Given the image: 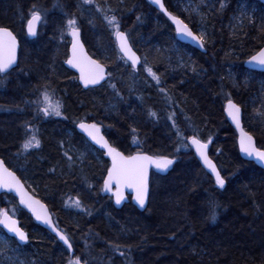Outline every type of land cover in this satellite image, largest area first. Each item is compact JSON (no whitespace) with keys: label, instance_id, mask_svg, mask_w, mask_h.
I'll return each instance as SVG.
<instances>
[{"label":"trees","instance_id":"trees-1","mask_svg":"<svg viewBox=\"0 0 264 264\" xmlns=\"http://www.w3.org/2000/svg\"><path fill=\"white\" fill-rule=\"evenodd\" d=\"M163 1L168 11L182 19L188 17L184 8L200 3ZM104 2L98 0L102 5ZM78 3L0 0V26L13 31L20 45L19 67L0 85V158L47 205L75 248L79 240L90 245L96 242L91 248L96 264H264V175L240 158L235 133L222 112L229 98L242 105L245 130L253 134L258 147L264 148V125L254 113L264 100V73L243 67L245 60L264 45V7L254 0H208L215 10L208 12L203 22L194 14L185 20L195 32L207 33L205 52L200 53L178 43L170 23L146 0H108L117 9L121 30L129 35L137 54L147 56L153 71L161 77L169 100L142 66L134 73L119 59L114 35L100 14L91 13L93 26L88 23L89 14L78 11ZM34 4L46 9L48 16L40 24L38 35L28 40L24 22ZM57 4L63 6V12H75L80 17L81 40L87 53L112 74L104 85L82 90L75 75L64 68L69 37L66 30L63 36L60 34L65 18ZM44 83H49L62 100L63 115L47 117L54 122L47 127L42 121L47 118L34 121L41 147L17 156L24 138L21 125L33 120L36 106L31 102ZM110 84H115V90ZM150 110L157 117H150ZM173 112L183 136L195 133L203 141L211 138L209 156L225 178L223 190L216 188L192 152L186 147L181 150L184 142L168 119ZM80 119L107 128L110 142L125 155L139 150L176 159L167 175H151L144 212L130 204L114 210L110 199H100L108 163L96 151V156L86 154L87 143L73 127ZM132 128H136L135 134ZM133 135L140 142L139 149L132 143ZM61 141L64 148L59 150ZM63 150H69L74 159L82 156V161L76 159L69 168ZM70 197L85 201L93 216L70 213L65 206ZM209 197L221 206L214 222L207 218ZM14 208L15 218L29 233L32 244L29 251H25L28 246L23 250L27 264H66L65 248L37 226L11 196L0 195V209L12 214ZM30 228L37 235H31ZM108 241L131 248L121 249L126 252L121 257L111 250Z\"/></svg>","mask_w":264,"mask_h":264},{"label":"snow or ice","instance_id":"snow-or-ice-1","mask_svg":"<svg viewBox=\"0 0 264 264\" xmlns=\"http://www.w3.org/2000/svg\"><path fill=\"white\" fill-rule=\"evenodd\" d=\"M152 2L159 6L161 12L172 22L175 26V31L178 37L182 40H191L199 48H204L206 43L207 33L205 31L195 32L189 23L185 22L186 19H190L192 15L199 16L201 22L205 19L206 15L210 11L215 10V6L208 3V0H200V3L194 7L189 6L184 8V11L188 13V17L182 19L179 15L173 14L168 11L163 3V0H152ZM60 7L63 12L62 5H55ZM223 4L221 3V8ZM207 9L204 11L203 9ZM77 9L83 15L89 14L88 23L94 25V19L91 13H99L106 27L110 29L111 34L114 35L116 44L118 46L119 59L128 65L131 70L136 73L138 66H142L144 72H146L152 80L155 81V86L158 87L160 93H162L166 99H171L168 96L167 89L162 86V80L153 67L149 64L147 56H140L134 49L130 37L127 33L121 30V21L117 15V9L108 4V0H105L104 4L98 3V0H79ZM65 20L60 23V34L64 35L65 30L67 34L71 36V56L66 61L71 67L77 69L80 73L79 80L85 89L89 86L100 85L101 81H105L106 76L111 77V72L106 71V66L99 60L93 59L84 50V44L81 42V26L80 17L75 12L67 13L63 12ZM48 12L46 9H41L37 5H33L28 18L26 19V31L27 35L36 37L38 35V26L46 21ZM139 19V18H138ZM19 48V42L16 35L8 27L0 26V82L4 77L19 67L17 59V50ZM249 63H254L259 66H264V47H262L257 54L251 56ZM23 71V70H22ZM195 71V68H193ZM115 90V84H110ZM117 95L119 93L117 92ZM34 103L35 115L33 120H26L21 127L24 129V138L22 139L17 153V156L21 154H30V150L39 149L41 147V139L39 138V129L33 126V122L41 118L47 117H61L63 115L64 104L62 100L56 97L55 89L51 87L49 83H44L38 88V95ZM261 109H264V100H261ZM254 108L255 116L259 118L260 123L264 125V110ZM226 111L231 118L236 128L240 131L239 144L240 151L247 157L255 158L256 161L264 164V148L258 147L257 142L248 131H245L241 126V119L243 115L242 105L234 103L231 98L227 100ZM150 117H157V113L149 111ZM175 112L168 116V119L173 121L172 127L175 129V134L178 139L184 142V146L188 144L195 148V153L199 156L203 162L205 168L215 178V184L219 189L225 188V178L221 175L216 165L208 156V145L211 143V138L208 141H202L198 136L193 133L190 136H183L180 128L175 121ZM64 119H67L65 116ZM78 128L87 134V136L98 145L100 149L104 150V154L110 157L111 167L107 168V175L103 181L102 190L109 192L115 198V204L120 205L125 199V190L131 189L134 194L133 198L136 203L141 207H145L146 200L149 196V169L155 168L160 172L167 171L174 163L175 158H170L167 155L161 154H148L144 151H137L134 155H125L124 152L119 151L114 147L101 133V126L96 123H88L85 119H80L77 124ZM136 128H132V133H136ZM132 143L140 148V142L135 135L132 136ZM60 147L64 148V142H60ZM179 147L176 151L179 152ZM63 157L66 158V162L69 168L73 167L76 163V159H81L82 156L74 159L73 155L69 154V150H63ZM55 169H50L54 171ZM0 189H6L8 192H14L19 197V204L31 211L32 215L37 221H41L47 225L56 235L59 241L63 242L66 246V251L69 253L66 259V264H96V258L91 255L92 245L85 243L84 247L88 249V252L81 250V254L77 255L74 252V245L70 235L66 231H61L52 220L51 215L47 210V206L41 203L33 195H30L26 189L25 183L21 180V177L17 175L16 171L7 163L4 158H0ZM66 207H75L77 209H83V203L78 197L76 199L69 198L65 202ZM219 202L214 197H209L206 201L207 218L211 221H215L219 214L220 208ZM90 215V213H88ZM0 226L6 233L3 238H0V255H4L6 250L10 249V241L16 242L17 248L21 244L29 242V235L22 227L19 226L18 220L15 218V208L12 214H9L7 209H0ZM111 250L115 253L118 252L121 257L126 256V252L121 249H129L130 245L120 244L115 241L106 242ZM5 259L10 260V257L5 256ZM3 264V261H0Z\"/></svg>","mask_w":264,"mask_h":264},{"label":"water","instance_id":"water-1","mask_svg":"<svg viewBox=\"0 0 264 264\" xmlns=\"http://www.w3.org/2000/svg\"><path fill=\"white\" fill-rule=\"evenodd\" d=\"M146 1H147V3L150 5V7H152L155 11L161 13V14H162V15H163V16H164V17L170 22V24L172 25V28H173V30H174L175 38H176V40H177L179 43H181V44H183V45H186V46H188V47H190V48H192V49H194V50H197V51H199L200 53H204V52H205V48H199V47L196 46V45H195L190 39H189V40H182V39H180V38L178 37L176 31H175V26H174V25L172 24V22L167 18V16H165L164 13L160 11L159 6L156 5V4H154V3L152 2V0H146ZM254 1L260 3V4L264 7V0H254ZM163 3H164V1H163ZM38 29H39V26H38ZM25 33H26V36H27V38H28L29 40H32V39L35 38V37H31V36H28V35H27L26 27H25ZM69 38H70V43H69V46H68V58H67V60H68V59L70 58V56H71V41H72V38H71V36H69ZM114 40H115V37H114ZM81 42H82V40H81ZM115 46H116V49H117V51H118V46H117V44H116V41H115ZM262 47H264V45H263ZM262 47H261V48H262ZM261 48H260V49H261ZM260 49H259V50H260ZM84 50H85V52L87 53L85 47H84ZM259 50H258V51H259ZM258 51H257V52H258ZM18 52H19V48H18V50H17V59H18ZM257 52H256L255 54H257ZM87 54H88V53H87ZM255 54H254V55H255ZM88 55H89V54H88ZM89 56H90V55H89ZM252 56H253V55H252ZM93 59H94V58H93ZM250 59H251V57H249V58L243 63V67H244L245 69L251 71V72H260V73H264V66H259V65H256V64H254V63H249ZM67 60H66V61H67ZM66 61H65V63H64V67H65L66 69H68L69 71H71L72 73H74V74L77 76V82H78L79 86H80L82 89L87 90V89H85V88L83 87L82 83H81L80 80H79V76H80L79 71H78L77 69L71 67V65L67 64ZM138 67H139V66H138ZM106 71H107V68H106ZM106 80H107V76H106L105 81H106ZM105 81H101V84H100V85L89 86L88 89H91V88H97V87L101 86ZM233 102H234V101H233ZM234 103H235V102H234ZM226 105H227V101H226L225 104H224L223 114H224V117L226 118L227 123L229 124V126L233 129V131H234L235 134H236V145H237V150H238V154H239L240 158H241L242 160L246 161V162H250V163L254 164V165L257 166L259 169H261L262 172L264 173V164H262V163L256 161L255 158L247 157L244 153H242V152L240 151V144H239L240 131H239V129L236 128V125L233 123V121L231 120V118L228 116L227 111H226ZM88 123H90V122H88ZM77 124H78V123H77ZM77 124L75 125V131H76L79 135H81V136H83L85 139H87V140L91 143L92 146H94V147H96L97 149L103 151L104 158L108 161V163H109V167H111V159H110V157H108L107 155H105V154H104V150L100 149L98 145H95L94 142H92L91 139L87 136V134H86L85 132H83L81 129L78 128ZM241 126L243 127V125H242V119H241ZM101 133H102V132H101ZM209 146H210V145H208V156H209ZM191 148H192V150H193L194 157H195V159L198 161V163L200 164L201 168H202V169H203V170H204V171H205V172H206V173H207V174H208V175H209V176L215 181L214 176L210 173V171H209L207 168L204 167L203 162L200 160L199 156L195 153V148H194L193 146H191ZM133 155H134V154H133ZM209 158L211 159L210 156H209ZM211 160H212V159H211ZM212 162L216 165V163H215L213 160H212ZM109 167H108V168H109ZM172 167H173V165H172L167 171H165V172H160V171L156 170L155 168H150V169H149V182H150V175H151V172H152V171H156V172H159V173H161V174H167V173L172 169ZM216 167H217V165H216ZM217 169H218V167H217ZM106 175H107V173H106ZM102 188H103V184H102ZM26 189H27V188H26ZM27 191H28V189H27ZM102 191H103V190H102ZM28 192H29V191H28ZM3 194L12 196V197L16 200V203H17L18 207H19L20 209H22V210H23V211H24V212H25V213L31 218V220H32L35 224H37L41 229L45 230L46 232H48L49 234H51L52 236H54V237L56 238V240H57L59 243H61V244L63 245V242H61V241L58 240V238L56 237L55 233H54V232H53V231H52L47 225L43 224L41 221H37V220L35 219V217L32 215V213H31L30 210H28L27 208H25L23 205H20V204H19V197H18L14 192H8V190H6V189H0V195H3ZM29 194L32 195L30 192H29ZM103 194H105V195H111V196H112L111 193H109V192H105V191H103ZM127 195L131 196L132 203H133V205L135 206V208H137V210H139V211H143V210H145V208H146V206H147L148 199L146 200L145 207H144V208H141V207L136 203V201L134 200V198H133L134 194L132 193L131 189H126V190H125V199L121 202L120 205H116V204H115V198L112 196V197H113V201H114V205H115L116 208H121V207L127 202V199H126V196H127ZM34 197H35V196H34ZM148 197H149V196H148ZM35 198H36V197H35ZM36 199H38V198H36ZM38 200H39V199H38ZM40 201H41V200H40ZM41 203H43V202L41 201ZM43 204H44V203H43ZM47 210H48L49 214L51 215V213H50V211H49L48 208H47ZM51 217H52V215H51ZM52 220H53V218H52ZM19 226H20V225H19ZM0 230H1L4 234L6 233V230H3V229H2V226H0ZM23 230H24V229H23ZM24 231H25V230H24ZM26 244H27V243H26ZM23 245H25V244H21V246H23ZM63 246H64V245H63ZM65 247H66V246H65Z\"/></svg>","mask_w":264,"mask_h":264},{"label":"bare ground","instance_id":"bare-ground-1","mask_svg":"<svg viewBox=\"0 0 264 264\" xmlns=\"http://www.w3.org/2000/svg\"><path fill=\"white\" fill-rule=\"evenodd\" d=\"M147 2V1H146ZM150 6V5H149ZM161 14V13H160ZM167 20V19H166ZM168 21V20H167ZM169 22V21H168ZM170 23V22H169ZM171 25V24H170ZM25 27H26V21L24 22V32H25ZM171 27H172V25H171ZM173 29V28H172ZM173 32H174V30H173ZM25 35H26V33H25ZM68 37H69V35H68ZM174 37H175V34H174ZM113 39H114V36H113ZM18 40V39H17ZM175 40H176V38H175ZM177 41V40H176ZM19 42V41H18ZM69 42H70V38H69ZM178 42V41H177ZM114 43H115V40H114ZM179 43V42H178ZM181 44V43H180ZM183 45V44H182ZM20 46V45H19ZM69 46V45H68ZM184 46H186V45H184ZM85 47V46H84ZM116 47V46H115ZM117 50V49H116ZM118 52V51H117ZM251 57V56H250ZM67 58H68V48H67ZM248 59V58H247ZM246 59V60H247ZM67 60V59H66ZM65 60V61H66ZM245 60V61H246ZM65 63V62H64ZM63 66H64V64H63ZM106 66V65H105ZM65 68V67H64ZM106 68H107V66H106ZM66 69V68H65ZM67 71H69L68 69H66ZM247 70V69H246ZM107 71L109 72V70H108V68H107ZM249 71V70H248ZM70 73H72L71 71H69ZM72 74H74V73H72ZM75 75V74H74ZM75 77H76V82H77V76L75 75ZM108 78L109 77H107V80L102 84V85H104L107 81H108ZM77 84H78V82H77ZM79 85V84H78ZM101 85V86H102ZM80 87V86H79ZM81 88V87H80ZM82 89V88H81ZM91 89H93V88H91ZM82 90H84V89H82ZM87 90H89V89H87ZM86 91V90H85ZM228 100V99H227ZM226 100V101H227ZM225 101V102H226ZM234 101V100H233ZM225 102H224V104H225ZM235 102V101H234ZM236 103V102H235ZM224 104H223V107H222V112H223V109H224ZM223 116H224V114H223ZM225 118V117H224ZM225 120H226V118H225ZM42 121H43V125H44V127H47V125H50V124H54V122H52L53 120H50V119H42ZM227 122V121H226ZM76 123L77 122H75L74 123V130H75V125H76ZM228 124V123H227ZM229 125V124H228ZM242 125H243V115H242ZM106 128V127H105ZM107 129V128H106ZM105 129V130H106ZM232 129V128H231ZM243 129L245 130V128H244V125H243ZM105 130L101 127V132H102V134L105 136V138L110 142V140H109V138L107 137V135L105 134L106 132H105ZM233 130V129H232ZM107 131V130H106ZM245 131H247V130H245ZM234 132V131H233ZM235 133V132H234ZM188 136H190V135H188ZM235 138H236V134H235ZM200 139V138H199ZM83 140L85 141V143H87L86 145H87V148H85V150H86V154L88 155V156H96V154L94 153L95 151L96 152H98L100 155H101V157L103 158V160H105V161H107L105 158H104V155H103V151H101V150H99V149H97L96 147H94V146H92L91 145V143L87 140V139H85V138H83ZM203 141V140H202ZM212 141V140H211ZM206 142V141H205ZM111 143V142H110ZM112 144V143H111ZM209 145H211V143H209ZM115 147V146H114ZM58 148H59V150H60V145H58ZM187 148V150L188 151H190V152H192V154H193V150H192V148H191V145L190 144H188V146L186 147ZM209 148H210V146H209ZM86 154H84V156H86L87 157V155ZM133 154H136V152L135 153H132V154H130V155H133ZM194 155V154H193ZM171 158V157H170ZM195 158V157H194ZM196 160V159H195ZM197 161V160H196ZM198 162V161H197ZM107 163H108V161H107ZM175 163H176V159H175ZM175 163L173 164V166L175 165ZM199 164V163H198ZM254 165V164H253ZM199 166H200V164H199ZM255 166V165H254ZM109 167V163H108V166H107V168ZM201 167V166H200ZM255 167H257V166H255ZM107 168H106V170H105V173H104V176H103V179H102V183H101V186H100V194H99V197H100V199L102 200V199H105L106 200V198L107 199H110V201H111V207L114 209V210H121L122 208H123V206H125V205H127V204H130L135 210H137V208H135V206L133 205V203H132V200H131V196H129V195H127L126 196V199H127V202L121 207V208H116L115 207V205H114V201H113V197L111 196V195H105V194H103V191H102V184H103V181H104V178L106 177V173H107ZM173 168V167H172ZM258 168V167H257ZM202 169V168H201ZM259 169V168H258ZM71 170V169H70ZM172 170V169H171ZM170 170V171H171ZM203 170V169H202ZM261 170V169H260ZM69 171V170H68ZM169 171V172H170ZM204 171V170H203ZM262 171V170H261ZM168 172V173H169ZM205 172V171H204ZM167 173V174H168ZM206 173V172H205ZM263 173V172H262ZM152 174H159V175H167V174H161V173H159V172H156V171H152L151 172V175ZM207 174V173H206ZM151 175H150V180H151ZM208 175V174H207ZM263 175H264V173H263ZM210 177V176H209ZM211 178V177H210ZM211 180H213L212 178H211ZM213 182H214V184H215V181L213 180ZM215 186H216V188H218V186L215 184ZM219 189V188H218ZM219 190H223V189H219ZM149 192H150V182H149ZM148 199H149V197H148ZM82 201V200H81ZM149 201V200H148ZM44 203V202H43ZM82 203H83V209H86V211L85 210H82V209H77V208H75V207H69L70 208V213H81L82 215L84 214V215H86L87 214V216L89 215L88 213H90L91 215L90 216H93V212L91 211V208L89 207V205L85 202V201H82ZM45 204V203H44ZM46 205V204H45ZM147 205H148V202H147ZM47 206V205H46ZM146 208H147V206H146ZM146 208H145V210H146ZM145 210H143V211H139V210H137L138 212H144ZM77 217V216H76ZM53 223L57 226V224H56V222L53 220ZM58 227V226H57ZM60 229V228H59ZM30 230V233H31V235H37V231L34 229V228H30L29 229ZM43 230V229H42ZM61 231H63L62 229H60ZM44 232H46L45 230H43ZM46 233H48V232H46ZM49 234V233H48ZM28 235H29V233H28ZM49 235H51V234H49ZM52 236V235H51ZM53 237V236H52ZM55 240H56V238H55ZM57 241V240H56ZM58 242V241H57ZM59 243V242H58ZM85 243H87V244H89L87 241H83V240H79V241H77V247L75 248L74 247V252H75V254H76V251L77 252H79L80 254H81V250H83L84 252H88L89 250L88 249H86L85 247H84V245H85ZM12 244H13V246L16 248V250H18V251H21L23 254H24V252H23V250H25L26 249V247L28 246L29 248L28 249H26L25 251H29L31 248H32V244H31V242H30V239H29V242L27 243V244H25V245H23V246H19V248H17V245H16V242L15 241H13L12 242ZM62 247H64L65 249V252L69 255V253L66 251V247L65 246H63L61 243H59ZM90 245V244H89ZM97 244H96V242L94 243V242H92V248L94 247V246H96ZM61 247V248H62ZM63 249V248H62ZM59 251V250H58ZM3 256L4 255H1L0 256V261H3V264H5L6 262H7V260L5 261L4 259H3ZM25 263L27 264V262L25 261ZM110 263V262H109ZM111 264V263H110ZM121 264H123V263H121Z\"/></svg>","mask_w":264,"mask_h":264},{"label":"rangeland","instance_id":"rangeland-1","mask_svg":"<svg viewBox=\"0 0 264 264\" xmlns=\"http://www.w3.org/2000/svg\"><path fill=\"white\" fill-rule=\"evenodd\" d=\"M200 31H198L199 33ZM144 72V71H143ZM2 82H0V85H1ZM185 149V146H183L181 148V150H184ZM3 233H0V238H3ZM13 240L10 241V249L11 250H6L4 252V256H3V259L7 262L5 264H26L25 263V260L23 258V253L21 251H18L16 250V248L13 246L12 244ZM1 256V255H0ZM5 256L7 257H10L11 259L8 260V259H5Z\"/></svg>","mask_w":264,"mask_h":264}]
</instances>
